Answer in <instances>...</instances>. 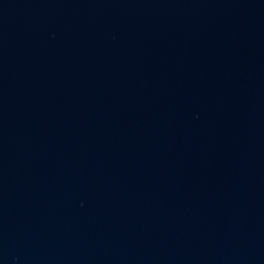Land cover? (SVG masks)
Here are the masks:
<instances>
[{
    "label": "water",
    "instance_id": "1",
    "mask_svg": "<svg viewBox=\"0 0 264 264\" xmlns=\"http://www.w3.org/2000/svg\"><path fill=\"white\" fill-rule=\"evenodd\" d=\"M0 264H264V0H0Z\"/></svg>",
    "mask_w": 264,
    "mask_h": 264
}]
</instances>
